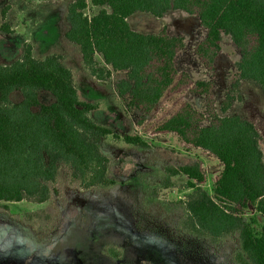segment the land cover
<instances>
[{
    "label": "trees",
    "instance_id": "trees-1",
    "mask_svg": "<svg viewBox=\"0 0 264 264\" xmlns=\"http://www.w3.org/2000/svg\"><path fill=\"white\" fill-rule=\"evenodd\" d=\"M90 5L99 10L88 17L86 1L74 0L65 17V38L79 47L89 76L106 81L112 73H124L115 93L126 109L138 113L136 131L149 137L172 136L180 147L205 153L218 164L212 195L203 188L207 179L201 164L167 169L171 176H186L192 190L179 202L185 212L183 227L211 243L236 237L235 264H264V223L256 216L264 220V157L258 131L238 115L216 113L211 81L193 83L176 70L182 38L168 35L165 28L158 34L137 33L127 23L138 12L156 18L169 11L195 16L205 30L195 48L204 69L213 71L226 37L239 55L233 88L246 82L264 99V0H90ZM7 9L1 11L2 19ZM0 33H12L7 23L0 26ZM61 60L58 55L35 59L26 44L18 60L0 65V202L49 201V184L61 166L83 189L115 185L107 176L110 160L99 142L119 137L91 120L97 104L79 99L72 74ZM38 90L49 93L54 102H40ZM185 91L205 98V113L180 101L165 108ZM12 92L20 93L19 103L9 102ZM231 101L226 95L221 113L228 111ZM122 141L148 147L138 133L125 135ZM249 207L256 215L246 222L241 211ZM107 253L118 255L112 248Z\"/></svg>",
    "mask_w": 264,
    "mask_h": 264
},
{
    "label": "rangeland",
    "instance_id": "rangeland-1",
    "mask_svg": "<svg viewBox=\"0 0 264 264\" xmlns=\"http://www.w3.org/2000/svg\"><path fill=\"white\" fill-rule=\"evenodd\" d=\"M73 1L0 0V26L1 11L9 6L6 14L18 30L15 37L4 38L11 43L6 51L0 38V49L6 52L0 60L6 65L18 60L25 44L20 42L26 39L35 58L61 56L63 65L74 73L79 99L97 104L91 120L119 137L107 136L99 142L100 151L110 160L107 176L115 185L83 189L68 168L61 166L55 181L49 184V201L0 202V264H235L233 257L239 248L236 237L211 243L183 227L185 212L179 202L192 190L187 188L186 176L167 172L169 168L201 164L207 179L203 188L212 195L211 180L219 170L217 162L205 153L180 147L172 136L149 137L136 131L138 113L126 109L115 93V84L124 79V73H112L100 82L84 74L78 46L76 49L62 39L66 9ZM85 1L86 16L98 12L90 0ZM127 23L137 33L158 34L165 28L168 35L182 38L183 48L174 61L176 70L186 73L193 83L211 81L216 113L221 117L238 115L252 123L260 135L264 157V99L257 87L246 82L233 88L239 55L228 38L223 37L209 73L195 55L196 46L205 38V30L195 16L169 11L156 18L138 12ZM37 94L42 103L54 102V97L45 91L38 90ZM226 95L232 101L223 114L220 104ZM21 99L19 92L8 97L13 104ZM178 101L206 112L205 98L186 91L165 108ZM136 132L148 144L147 149L123 143V136ZM241 215L248 222L256 214L249 207ZM256 216L264 223L260 215ZM109 248L117 257L107 253Z\"/></svg>",
    "mask_w": 264,
    "mask_h": 264
},
{
    "label": "crops",
    "instance_id": "crops-1",
    "mask_svg": "<svg viewBox=\"0 0 264 264\" xmlns=\"http://www.w3.org/2000/svg\"><path fill=\"white\" fill-rule=\"evenodd\" d=\"M27 1V0H26ZM11 5V4H10ZM7 8L9 7V6H6ZM12 9H9V12L11 11ZM8 13V12H7ZM132 16V15H131ZM65 17H66V15H65ZM2 20V19H1ZM3 23H7V25L9 26V28H10V30L12 31V33L11 34H4V33H0V38L1 39H3V42H1V44L3 45V47H2V49L3 50H7V49H9L10 47H11V43L9 42V41H5V39L4 38H6V37H8L9 39H11V38H13V37H15L16 36V31H18L16 28H14V27H12V25H11V23H10V20H9V15L8 14H6V16H5V18L2 20V24ZM66 25V26H65ZM20 30H23V29H20ZM67 30H68V26H67V23H66V21H65V24H64V33H63V40H64V42H66V43H70V44H72V45H74L75 47H76V49H77V45H75V44H73V43H71V42H69L66 38H65V33L67 32ZM24 31V30H23ZM46 32V31H45ZM54 32H55V30H54ZM53 32V33H54ZM41 35H43V36H45L46 35V33H43V34H41ZM51 34H48V37L50 36ZM54 35V34H53ZM51 37V36H50ZM26 42H30V41H28L27 39L26 40H23L22 42H20V44H22V46H23V44H24V46L26 45V44H29V45H31L30 43H26ZM45 44V43H44ZM24 46H23V48H24ZM31 47H32V45H31ZM79 48V47H78ZM2 49H0V59H2L1 57L3 56V58H5V56L4 55H6V52L5 51H3ZM32 50H33V47H32ZM78 51V50H77ZM79 52H80V50H79ZM33 53L34 52H32V56H33ZM23 54V53H22ZM50 55H57V54H50ZM50 55H48V56H50ZM78 55H79V53H78ZM58 56H60V55H58ZM80 56H81V54H80ZM34 57V56H33ZM45 57H47V56H43L42 58H35V59H43V58H45ZM61 57V56H60ZM79 59L81 60V62H82V59H81V57H79ZM0 65H6L4 62H3V60H0ZM63 64V63H62ZM8 65V64H7ZM82 66H83V64H82ZM67 69H69L70 70V72H71V74H72V78H73V82H74V85H75V87H76V81H75V76H74V73H73V71H72V69L71 68H69V67H66ZM83 69H84V67H83ZM84 74L88 77V78H92L91 76H89V74L87 73V71L84 69ZM94 79V78H93ZM95 80V79H94ZM97 81V80H96ZM98 82H100V81H98ZM77 89V88H76ZM77 93H78V91H77ZM116 97H117V95H116ZM118 98V97H117ZM83 101V100H82Z\"/></svg>",
    "mask_w": 264,
    "mask_h": 264
}]
</instances>
